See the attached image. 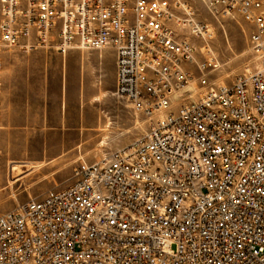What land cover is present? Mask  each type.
I'll list each match as a JSON object with an SVG mask.
<instances>
[{
    "label": "built area",
    "instance_id": "obj_1",
    "mask_svg": "<svg viewBox=\"0 0 264 264\" xmlns=\"http://www.w3.org/2000/svg\"><path fill=\"white\" fill-rule=\"evenodd\" d=\"M204 15L248 24L230 84L195 59ZM74 47L114 50L112 95L147 127L0 214V264H264V0H0V54Z\"/></svg>",
    "mask_w": 264,
    "mask_h": 264
},
{
    "label": "crops",
    "instance_id": "obj_2",
    "mask_svg": "<svg viewBox=\"0 0 264 264\" xmlns=\"http://www.w3.org/2000/svg\"><path fill=\"white\" fill-rule=\"evenodd\" d=\"M0 57L3 168L51 165L72 170L81 162H95L89 153L99 147L115 150L133 141L128 136L133 115L112 95V48L74 47L64 54L13 48Z\"/></svg>",
    "mask_w": 264,
    "mask_h": 264
},
{
    "label": "rangeland",
    "instance_id": "obj_3",
    "mask_svg": "<svg viewBox=\"0 0 264 264\" xmlns=\"http://www.w3.org/2000/svg\"><path fill=\"white\" fill-rule=\"evenodd\" d=\"M204 17L212 23L211 27H214L215 33L210 39H192L198 45L195 59L200 62L208 56H213L219 65L217 68H210L206 71L208 80L216 84H230L239 75L254 67V58L247 45L249 32L246 27L248 24L242 20L236 23L232 19H224L219 25L214 22L212 17L208 15H204ZM203 46L206 48L202 51L203 53H200V48ZM208 47L211 49L210 54L206 53ZM190 66L195 77L190 87L198 92L199 84L196 78L199 76V71L196 64ZM146 127L147 122L141 116H133V128L128 132V136L135 140L143 134ZM102 143L105 144L107 141L103 139ZM112 151L113 149L108 146L99 147L96 152L89 153V156L96 161ZM13 167L14 171L11 173V169L9 171L7 167L0 166V214L10 211L32 198H41L48 190L64 187L71 182L72 170L69 169H57L51 165L43 169L38 167L21 168L16 164Z\"/></svg>",
    "mask_w": 264,
    "mask_h": 264
},
{
    "label": "bare ground",
    "instance_id": "obj_4",
    "mask_svg": "<svg viewBox=\"0 0 264 264\" xmlns=\"http://www.w3.org/2000/svg\"><path fill=\"white\" fill-rule=\"evenodd\" d=\"M213 31H215V29L213 28ZM222 31H223V29H222ZM225 31V30H224ZM215 33V32H214ZM209 49H210V47H208ZM211 50V49H210ZM187 89H189V90H192V88L190 87V86H188L187 87Z\"/></svg>",
    "mask_w": 264,
    "mask_h": 264
}]
</instances>
